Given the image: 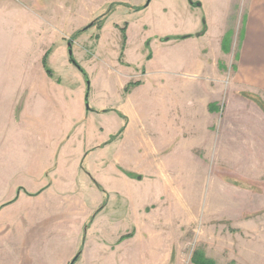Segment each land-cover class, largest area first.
<instances>
[{"label":"crops","instance_id":"crops-1","mask_svg":"<svg viewBox=\"0 0 264 264\" xmlns=\"http://www.w3.org/2000/svg\"><path fill=\"white\" fill-rule=\"evenodd\" d=\"M192 1L190 0V3ZM237 1L228 0L227 5L230 7ZM122 2L124 3L121 0H0V22L2 23V19H33V25L37 24L39 19H55L63 23L71 21L70 19H90L92 22L99 16L97 13L99 7L106 3ZM244 7L246 11L241 32L237 37L236 48L238 44L239 48L235 60L231 54L232 50L226 53L222 47L228 24L224 22L223 27L214 33L217 36L212 37L210 35L212 24L202 26L201 20H195L189 30H179L176 34L168 36L188 49L187 55L184 54L186 60L180 62L183 63L180 64L182 66L175 71L158 68L157 55L151 51L148 54L137 52L134 56L131 55L129 43L132 40V31L127 28L128 46L123 57L120 58L121 53H116L118 55L113 57L111 63L114 69H118V72L124 75L121 79L122 90L130 82L140 81V84L124 94V101L120 107L110 109L112 112L117 111L115 114L121 118L117 119L118 127L123 125V119L127 121L124 132L111 131L107 134L112 140L85 144L91 134L87 130L80 132L78 129L83 126V120H79L71 131L66 132L64 126L68 89L60 85L58 95L52 93L51 87L58 85L52 78L44 82L18 80L11 83L15 90L11 93L9 118L19 123L21 118L22 122L24 118V127L28 131L38 124L39 130L46 134V144L42 147L44 158L41 168H50L49 165L54 160L59 163L71 161L70 168L73 170H80L81 165L89 171L87 173L89 179L82 181H93L104 195L101 198L97 196L92 208L85 211L77 226L80 235L84 224L90 221L93 233L98 230L97 233L111 235L112 241L94 247L88 241L83 244L84 247L78 254L77 245L68 257L62 259L61 264H69L76 256L81 259L74 264H116L117 259H124L126 253H129L131 245L149 246L151 254L156 258V264H179L183 249L180 242L185 232L184 228L187 230L191 228L193 233L202 234L206 233L208 228H213L215 232L219 228L221 234L228 232L232 244L230 247L234 250L233 257L236 258L235 264H246L238 261L237 251L241 256L244 253L251 258L258 256L257 260H251L247 264H264V204L259 208L244 211L243 187L236 183L235 205L230 204L232 197L230 199L228 195H222L219 197L218 205L206 204L201 208L200 200L187 190L197 181H183L179 184L172 174L168 175L166 172L167 169L176 167L180 155L184 157L181 160L183 168L188 169L195 161L201 162L199 157L195 158L196 153L194 154L198 150V147L194 146V139L200 137L203 144H209L213 156L219 155L221 167H229L235 171L234 179L224 176L220 181H264V108L248 96L255 95L264 102V0H245ZM96 27L98 28L97 25ZM43 36L41 40L46 42H42L34 50H27L21 56H16L19 57L16 59L17 68H23L28 79H31V65L44 66L43 56L46 50L41 51L39 49L41 46L53 47L50 52L57 47L54 54H61L66 64L71 63L66 44L69 34L61 35L59 38L46 34ZM102 36L101 30L93 46L100 43ZM157 40L164 42L158 35L155 40L146 35L143 43L149 41L153 45ZM54 44L57 45L55 48ZM35 57L38 59L33 60ZM229 57L233 58L230 74L227 72L226 60ZM22 58L30 59L22 60L27 62V66L21 67ZM53 58L54 56H50L47 59L51 69ZM120 60H123L125 65L120 64ZM221 60H224L223 66L220 64ZM104 62L112 67L109 60L106 59ZM1 71L3 77V67ZM5 84L1 80L0 89L7 86ZM69 95H72L73 99V92ZM35 98L48 105V109H44V112L37 116L33 110ZM58 98L61 100L60 103ZM79 110L78 117L81 118L84 112L82 103ZM94 112L102 115L106 111L105 108H98ZM90 116L96 115L91 113ZM51 122L58 125L53 132L50 129ZM135 123L137 128L134 127ZM96 132L101 134L100 131ZM72 137L79 139L80 148L66 146ZM128 137L135 139L136 142L131 145V149L140 155L139 164L144 163V166L139 167L114 151L113 145L117 141L125 143ZM23 147L22 150L27 155L24 162L32 164L35 151L29 147L28 141ZM101 151H105L107 155ZM37 152L41 153L38 150ZM66 154H69V157ZM165 158L169 160L166 162ZM98 168L112 173L121 181L112 183L96 176L94 170ZM140 168L164 170L163 181H156L157 175L154 173L139 172ZM46 173L49 174V171ZM132 174L141 176L135 177ZM132 178L143 181H135ZM50 181L62 180L54 178ZM49 185L44 188L38 185L33 189H27L28 192L41 191L38 197L43 203L38 208L15 212L0 226L1 262L4 263L8 259L6 253L15 256L13 251L16 250L11 249L12 237L25 232L42 213L41 209L44 208V203H47L43 193ZM20 187L19 191L22 190ZM25 193L26 191L22 199ZM237 194L241 201L236 200ZM104 197H107V200L100 202ZM257 197L264 198V194L257 193ZM18 198L19 196L13 199L15 201L12 206H19L22 199ZM0 201L11 202L6 199ZM244 235H250V241L245 239ZM3 240L9 241L7 248L5 242L2 243ZM27 244V242L23 244L27 255H23L18 264H35L28 253ZM202 252L208 258L214 257L208 249H203ZM192 259L191 256V264H198Z\"/></svg>","mask_w":264,"mask_h":264},{"label":"rangeland","instance_id":"rangeland-1","mask_svg":"<svg viewBox=\"0 0 264 264\" xmlns=\"http://www.w3.org/2000/svg\"><path fill=\"white\" fill-rule=\"evenodd\" d=\"M121 1H124V3H106L99 7L97 9L99 16L92 22L90 19H70L71 21L67 23L55 19H39L35 25H33V19H2V23L0 22V71L3 67L4 72L2 77L1 71V80L7 85L0 89V200H11V202L0 201V226L15 212L27 211L28 208H38L43 203L41 198L38 197L41 191L28 192L27 189H33L38 185L44 188L50 184L43 193L47 198V203H44L45 206L43 205L44 208L41 209L42 213L39 212L38 218L25 232H20L12 237L11 249L16 250V252L13 251L15 256L12 257L11 253H6L9 256L8 259L4 263L0 261V264H18V260L22 259L23 255H27V251L23 248L25 242L28 243V253L30 258L35 261V264H61L62 259L68 257L72 249L77 245H79L76 251L78 254L80 250L82 251L83 244L88 241L91 242L93 247L112 241L111 235L97 233L98 230L93 233L90 221L84 224L79 235L78 222L85 211L92 208L97 196L98 198L104 196L103 192L93 181H82L83 179H89L87 174L89 171H86L81 165H79L80 170L71 169L72 162L69 160L60 163L54 160L49 165L50 168H47L48 170L41 168L44 158L42 147L46 144V134L44 135L39 130L38 124L34 125V129L28 131L24 127V118L23 122L21 118L20 123L9 118L11 93L15 90V86L11 83H15L18 80L44 82L52 78L58 85L52 86L50 91L57 95L60 90L58 86L67 87L68 101L64 128L68 133L79 120H83V126L78 127V129L80 132L86 130L90 132L91 137L89 139L91 140L89 141L88 139L87 143H85L90 145V142L96 144L112 140V138L107 137L109 132L122 133L126 127L127 121L124 119L123 125L118 127L117 119L119 118L115 114L117 111L112 112L110 110L120 107L124 101V94L128 93L121 88V79L124 75L119 73L118 69H114L113 63H111L114 60L113 57L125 51L126 46H128L126 39L125 47L122 49V28L126 27V30L129 28L132 31V40L129 43L131 55L134 56L137 52V54H148L151 51L157 55L156 65L158 68H163L165 71H175L182 66L180 64L183 63L180 62L186 60L185 55H187L188 49L179 45L177 40L166 37L176 34L179 30H189L195 20H201L202 26L203 24L211 23L212 32L210 35L215 37L217 35L214 33L221 29L225 22L229 28L223 37L222 47L226 53L232 50V57L234 60L236 59L235 56L239 48V44L236 48L237 37L241 32L246 11L244 7L245 0L243 2L238 0L237 3L230 7L227 5L228 0H193L192 3H190V0ZM198 2L201 3L200 6L197 5ZM101 30L103 36L100 38V43L93 46V43L98 40ZM39 33H42V35H39ZM45 34L58 38L61 35L69 34L70 39L69 36L68 39L65 38L67 40V50L71 42L76 62L71 60V63L66 64L64 56L57 53L54 54V51L57 50V45L55 46V44L54 48H56L53 52H50L53 47L41 46L39 48L41 51L46 50L43 59L46 55L48 57L54 56L51 59L53 70L48 63L47 66L43 64V67L41 65H31V79H28L25 71L23 72V68H17L16 59L19 57L16 56H21L27 50H34L42 42H46L41 40ZM146 35L148 38H154V40L158 35L159 39L162 38L164 42L157 40L151 45L147 41L145 44L143 39ZM73 44H75L74 48ZM122 57L121 55L120 58ZM232 57L226 59L228 63L227 72L229 71V74L233 67L231 64V61H233ZM28 59H20L21 67L27 66V62L22 60L26 61ZM35 59L38 58L35 57L33 60ZM106 59L109 60L112 67L105 64L104 61ZM228 60H230V65ZM222 62L224 64V60L220 61L223 66ZM119 63L124 64L123 60H120ZM80 66L86 72V75L81 71ZM47 69H50L51 75ZM72 92L75 97L73 99L72 95H69ZM34 101V115H41L44 109H48V105L43 104L37 98ZM60 101V98H58L59 103ZM80 103H82L84 111L81 118L78 117ZM98 108H105L106 112L102 113V115L97 114L94 110ZM61 110H63L62 106ZM91 113L96 116H90ZM88 114L89 118L87 119ZM23 117L25 116L23 115ZM55 127H58V125L51 122V132L55 130ZM134 127L137 128L136 123ZM96 131H100L101 134H97L98 132ZM26 141H28L29 147L35 151L32 164L24 162L27 155L22 148L25 147L23 145ZM117 142L113 145L115 152H119L127 160L131 163H136L139 167L144 166V163L139 164L138 157L140 155L133 148L131 149V145L133 146L136 142L135 139L128 137L123 144ZM76 144L77 146H74ZM66 146L78 149L81 144L79 139L72 137ZM194 146L198 147L194 154L196 153L195 158L197 156L201 159L199 160L201 161L200 163L195 161L188 169L183 168L181 160L184 157L180 155V160L175 164L176 167L173 166L171 169H167L166 172L168 175L172 174V177L179 184H182L183 181H197L189 186L187 190L188 193L193 194L200 200L201 208L202 205L206 204L207 206L209 204L218 205L219 197L222 195H228L230 199L232 197L230 204L235 205L236 183L241 184L243 187L244 211L259 208L264 204V198L257 197V193L264 194V181H220L224 176L234 179L235 171L229 167V169L221 167L222 162L219 160V155L213 156L209 144H203L200 137L194 139ZM37 150L41 153L37 152ZM101 152L106 154L105 151ZM66 155L69 157V154ZM93 155L94 153L90 155L89 162ZM167 160L169 159L165 161L167 162ZM146 168H140L139 172L154 173L157 175L156 181H163L164 170ZM47 171H49V174L46 173ZM94 172L97 174L96 176L104 178L106 181H112V183H114L113 181H121L106 170L98 168ZM132 175L135 177L141 176ZM54 178L62 181H50ZM132 179L143 181L142 179ZM19 187L22 190L19 191ZM24 189L26 193L22 199L25 192ZM17 196H19L18 200H22L19 206H12L11 204L15 201L13 199ZM239 199L241 201L238 195L236 200ZM106 200L107 197H104L100 202H105ZM217 229V232H215L213 228H208L207 232L202 234L193 233L191 228L188 230L184 228L185 232L182 234L180 242V247L183 249L179 264H191V256L193 258L196 251H202L203 249L210 251L211 255L214 256L210 259L215 264H235L234 250L230 247L232 245L230 243V234L228 232L221 234L219 228ZM244 237L248 241L251 239L250 235H244ZM3 242H5L7 248L9 241L3 240ZM129 249L130 251L126 253L125 258L117 259L116 264H156V258L151 254L149 246L141 245L139 247L138 245H131ZM237 253L240 263L247 264L251 260H257L258 258V256L251 258L245 253L241 256L239 251ZM80 259L78 258L76 262H79Z\"/></svg>","mask_w":264,"mask_h":264},{"label":"trees","instance_id":"trees-1","mask_svg":"<svg viewBox=\"0 0 264 264\" xmlns=\"http://www.w3.org/2000/svg\"><path fill=\"white\" fill-rule=\"evenodd\" d=\"M122 31H123V46H122V49H124L125 47V42H126V39H127V36H126V27L122 28ZM189 36V35H187ZM187 36H181V38L183 37H187ZM166 38H171V37H166ZM123 53L124 51L121 52V55L123 56ZM48 55H46L43 59L44 61V64L47 66V58ZM81 69V71L86 75V72L81 68V66L79 67ZM48 73L51 75V71L50 69H47ZM138 84H140V81H137V82H130L126 87H125V92H129L133 87L137 86ZM250 98H253L254 100H256L260 105H262V107L264 108V102L261 101L260 98H258L257 96L255 95H248ZM78 256H76L71 262L70 264H74L75 261L77 260ZM193 262L195 263H198V264H215L214 261L208 257H206L202 251H196L194 253V256H193Z\"/></svg>","mask_w":264,"mask_h":264},{"label":"water","instance_id":"water-1","mask_svg":"<svg viewBox=\"0 0 264 264\" xmlns=\"http://www.w3.org/2000/svg\"><path fill=\"white\" fill-rule=\"evenodd\" d=\"M197 5L200 6L201 3L198 2ZM198 34H199V33H198ZM69 47H70V48H69V52H70L71 60H72L73 62H76L75 59H74V56H73V50H72V43H71V42L69 43Z\"/></svg>","mask_w":264,"mask_h":264}]
</instances>
